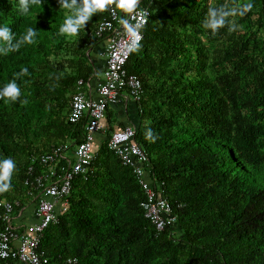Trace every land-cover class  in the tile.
Listing matches in <instances>:
<instances>
[{
    "label": "trees",
    "instance_id": "trees-1",
    "mask_svg": "<svg viewBox=\"0 0 264 264\" xmlns=\"http://www.w3.org/2000/svg\"><path fill=\"white\" fill-rule=\"evenodd\" d=\"M204 1L139 0L137 7L150 15L124 68L139 80L141 98L125 109L112 107L124 113L116 124L110 108L105 113L110 131L134 128L147 158L144 172L174 222L155 231L143 216L144 194L131 170L107 149V136L97 135L88 170L71 182L66 211L40 238L38 251L48 264H264V37L237 35L240 44L217 54L206 71L204 46L188 27L204 22ZM51 3L29 2L22 14L19 0H0V28L11 29L10 44L20 42L16 50L0 49V90L13 81L20 88L17 100L0 98V162L15 165L10 189L0 193L9 202L25 200L30 155L79 141L83 121L65 120L70 96L76 81L98 79L91 55L98 57L104 36L92 31L105 11L68 44L69 34L60 33L67 18ZM251 3L264 15V0ZM28 29L35 32L31 43L23 41ZM262 30L264 36V24ZM204 31L215 41L223 27ZM62 49L70 59L50 58Z\"/></svg>",
    "mask_w": 264,
    "mask_h": 264
},
{
    "label": "built area",
    "instance_id": "built-area-1",
    "mask_svg": "<svg viewBox=\"0 0 264 264\" xmlns=\"http://www.w3.org/2000/svg\"><path fill=\"white\" fill-rule=\"evenodd\" d=\"M105 16L95 25L92 34L104 36L101 58L103 69L96 83L90 78L76 81V91L71 94L65 120L76 125L83 121L78 142L64 141L53 145L47 152L30 155L25 167L23 200L9 202L0 199V260H14L17 264H48L38 251L43 231L56 222L66 211L71 182L83 176L94 159L93 143L97 135H106V147L112 151L122 166L131 170L140 186L144 200L143 216L162 231L174 222L166 200L152 189L144 172L147 162L144 151L134 142L131 125L110 131L105 121L106 110L122 103H137L141 98L139 80L125 71V63L135 48L121 20L136 25L146 24L150 12L146 7H136L132 13L118 10L112 4L104 10ZM123 12V13H121ZM141 40V39H140ZM140 40L137 42L139 43ZM132 49V50H130ZM66 264H75L67 259Z\"/></svg>",
    "mask_w": 264,
    "mask_h": 264
},
{
    "label": "clouds",
    "instance_id": "clouds-1",
    "mask_svg": "<svg viewBox=\"0 0 264 264\" xmlns=\"http://www.w3.org/2000/svg\"><path fill=\"white\" fill-rule=\"evenodd\" d=\"M19 2L21 13L27 14L29 11V2L32 4H39L40 0H19ZM138 3L139 0H82V4L77 5L76 0H71V3H69L68 0H62L61 4L64 8L72 10V15L65 20L64 25L60 28V33L75 35L80 26L84 25L94 12L97 10L103 11L109 5L115 4L120 10L126 13H132L136 9ZM252 7L253 5L251 3H246L238 6L237 8L228 10H226L223 6L219 8L210 7L203 22V26L206 29H211L215 32L219 28L225 26L227 17L236 15L238 11L240 15H243L245 12L250 11ZM120 22L123 24L128 34L133 38V45L138 47L137 42L141 39L138 34V29L143 26V21L138 22L136 25L129 24L127 20H121ZM236 27L237 25L234 22H229L230 32L235 31ZM34 35V30L28 29L27 35L23 37V41L31 43ZM0 39L7 42L6 48H0L3 49L4 53L16 50L19 47V41L16 44H10L12 35L11 29L8 27L0 28ZM26 72L27 69L25 68L22 69L20 74H24ZM19 96L20 88L14 81L8 83L3 90H0V98H10L15 101L19 98ZM24 103H27V101H24ZM14 167V162L11 159H5L0 162V193L6 192L10 189V176Z\"/></svg>",
    "mask_w": 264,
    "mask_h": 264
},
{
    "label": "rangeland",
    "instance_id": "rangeland-1",
    "mask_svg": "<svg viewBox=\"0 0 264 264\" xmlns=\"http://www.w3.org/2000/svg\"><path fill=\"white\" fill-rule=\"evenodd\" d=\"M182 1V0H181ZM69 3H71V0H68ZM77 5L82 4V0H76ZM252 0H206L202 3V5L206 6L207 10H209L210 7H216L221 4V6L227 8V9H232V8H237L238 6H241L246 3H251ZM62 0H52V3L50 5L51 10H56L57 12H60L61 15L65 18H68L69 16L72 15V10L64 8L63 5L61 4ZM252 4V3H251ZM104 11V10H103ZM103 11L97 10L94 12L90 17L89 21L91 24H93L95 20V14H101ZM249 13L250 17L249 19L246 18L245 16ZM204 17H206V13H204ZM197 20V21H196ZM195 22L196 24L194 25V21H191L188 25V27L194 31L195 36H197L204 46V52L206 53V71H208V66L211 63H214L217 54L219 56L223 55V50L227 48L229 45L234 44V42L237 41V35L242 36V40H245L249 37H254L256 40H262L263 39V34L260 31H263V24H264V15L259 12V9L256 6H253L250 11L245 12L243 15L239 14V11L237 12L236 15L234 16H229L226 18V23L225 26L223 27V33L220 34L219 38L215 41H211L208 37L204 35V26H203V21H200L199 19H196ZM229 22H234L237 27L235 31L230 32L229 31ZM189 30V31H190ZM233 40L230 41V36L233 35ZM254 35V36H253ZM65 41L68 42V44H73L71 43L72 40H74L75 36H69L65 35L64 36ZM42 36L39 37V40L42 41ZM252 42V40H251ZM238 44H240L238 42ZM73 46V45H71ZM100 48V46L98 47ZM218 51L217 53H215ZM99 54V51H97ZM192 52V51H191ZM51 54V53H50ZM97 53H93L91 56L95 57ZM194 57V54L192 55V58ZM51 59H55L57 61H62L65 62L67 59H70V55L68 51H65L64 49L59 50L55 53H52V56H50ZM100 65V64H99ZM226 65V63L224 64ZM98 76H100L98 74ZM130 105V103L128 104ZM112 108V107H111ZM110 108V109H111ZM123 108V106H122ZM66 108H62L61 112L62 115L64 114ZM113 109V108H112ZM110 110V120H114L113 124H116L115 119L118 117L124 118V113L123 111H118V113L114 110ZM105 119H107L105 115Z\"/></svg>",
    "mask_w": 264,
    "mask_h": 264
},
{
    "label": "crops",
    "instance_id": "crops-1",
    "mask_svg": "<svg viewBox=\"0 0 264 264\" xmlns=\"http://www.w3.org/2000/svg\"><path fill=\"white\" fill-rule=\"evenodd\" d=\"M101 52H102V46L99 48V54H98V57H92L96 67H95V72H96V75L98 76V74L100 75L101 74V71L103 69V60L101 58ZM101 62V64L99 65V63ZM99 77V76H98ZM112 109V108H111ZM109 109V110H111Z\"/></svg>",
    "mask_w": 264,
    "mask_h": 264
},
{
    "label": "water",
    "instance_id": "water-1",
    "mask_svg": "<svg viewBox=\"0 0 264 264\" xmlns=\"http://www.w3.org/2000/svg\"><path fill=\"white\" fill-rule=\"evenodd\" d=\"M121 13H123V12H121Z\"/></svg>",
    "mask_w": 264,
    "mask_h": 264
}]
</instances>
